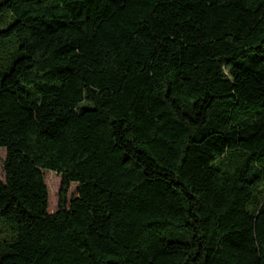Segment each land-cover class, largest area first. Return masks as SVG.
I'll list each match as a JSON object with an SVG mask.
<instances>
[{
	"label": "trees",
	"instance_id": "1",
	"mask_svg": "<svg viewBox=\"0 0 264 264\" xmlns=\"http://www.w3.org/2000/svg\"><path fill=\"white\" fill-rule=\"evenodd\" d=\"M0 23V264H264V0H0Z\"/></svg>",
	"mask_w": 264,
	"mask_h": 264
},
{
	"label": "rangeland",
	"instance_id": "2",
	"mask_svg": "<svg viewBox=\"0 0 264 264\" xmlns=\"http://www.w3.org/2000/svg\"><path fill=\"white\" fill-rule=\"evenodd\" d=\"M1 24V23H0ZM6 156V151L4 149H0V180H4V171H3V161ZM44 181L48 189V196H49V206L48 212L53 213L58 209V199H59V190L61 184V178L59 175L49 172L43 171ZM77 185L71 184L70 190L68 193V199L71 198L72 194L74 193Z\"/></svg>",
	"mask_w": 264,
	"mask_h": 264
}]
</instances>
